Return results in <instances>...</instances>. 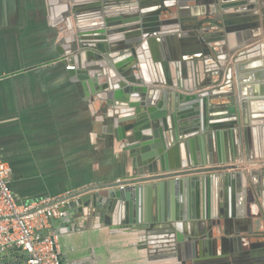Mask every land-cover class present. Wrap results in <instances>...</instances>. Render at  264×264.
Returning <instances> with one entry per match:
<instances>
[{"label": "crops", "instance_id": "1", "mask_svg": "<svg viewBox=\"0 0 264 264\" xmlns=\"http://www.w3.org/2000/svg\"><path fill=\"white\" fill-rule=\"evenodd\" d=\"M89 1L97 2H79ZM164 3L167 5L169 1ZM211 3L207 8L202 1H186L184 12L198 21L214 18ZM70 7L63 0H0V154L10 167V188L19 202L56 197L88 187L103 188L118 179L126 182L136 177L129 140H118L109 132L107 122L112 112L107 101L112 98L111 89L102 87L105 80L101 76L93 78L91 70L86 68L88 62L85 68H77L69 55L62 54L68 49L61 41L68 32L64 17ZM86 8L82 5V9ZM154 8L149 6L141 11ZM256 9L263 20L259 7ZM171 10L178 14L177 7ZM208 11L213 14L208 15ZM90 17L83 18L86 27L99 19ZM195 20L171 24L176 29L174 39L168 44L161 43L162 47L157 44L146 48L142 68L147 78H157L162 83L168 80L170 85L165 87L176 91L173 86L180 82V63L173 59L177 55L187 60L190 77L198 76L205 83L218 78L219 66L205 74L203 64L198 61L193 70L192 61L199 54L187 52L192 48L183 46L179 40L180 35L186 34L182 25L189 27ZM236 23L232 29L238 28L240 22ZM257 27L264 32V22ZM253 45L252 52L239 58L240 63L249 65L234 69L228 61L231 88L238 94L240 85L252 123V160L242 165L246 174L240 191L223 188L218 183L217 189L211 187L208 192H201L193 181L182 182L175 189L154 188L152 183L158 182L144 179L139 182L142 190H133L128 199L91 200L86 205H75L49 221V231L57 237L61 264H190L193 257L204 255L202 259H205V254L214 255L215 240L222 236L240 239L231 243L238 252L264 251V234H261L264 204L259 213L253 204L257 190L264 195V34ZM67 65L75 68L67 69ZM157 84L164 87L160 82ZM192 85L190 82L188 87ZM225 102V98L212 101ZM223 140L221 150L226 148L227 163H231L234 161L231 138L224 136ZM202 145L199 140L194 143L197 156ZM241 161L235 160L237 164ZM257 202L262 204L260 199ZM205 207L218 216L221 210L229 216L224 231L216 230L212 243H181L178 247L177 235L186 236L190 229L181 219L203 212ZM159 218L166 222H155ZM174 218L178 220L168 223ZM46 232L40 230L42 234ZM0 264L26 263L24 255L19 259L12 255L0 258ZM247 264H264V260L251 259Z\"/></svg>", "mask_w": 264, "mask_h": 264}, {"label": "water", "instance_id": "2", "mask_svg": "<svg viewBox=\"0 0 264 264\" xmlns=\"http://www.w3.org/2000/svg\"><path fill=\"white\" fill-rule=\"evenodd\" d=\"M68 1L71 7L64 17L67 18L65 22L68 32L61 41L68 45V49L62 54L69 55L77 68H85L88 62L86 68L91 70L93 78L101 76L105 80L102 87L111 89L112 98L107 101L112 112L107 122L109 132L118 140H129L136 177L126 180L128 185L124 190L111 189L108 185L103 188L95 187L91 190L96 191L94 193L78 191L63 199L61 211L75 205H86L91 200L106 202L111 201V198H116L117 201L128 199L133 190H142L143 185L139 182L144 179L158 182L152 183L154 188L169 186L175 189L182 182L193 181L201 192H208L211 187L217 189L218 183L223 188L232 187L234 191L239 188L240 191L243 174H246L241 169L242 165L244 161L252 160V123L248 117V104L242 100L240 85L237 86L238 94L231 88V65L228 61L234 69H240L242 64L249 65L248 62L240 63L239 58L252 52L253 42L264 34L257 27L264 19L260 20L256 9L259 7L260 13L264 15V0H192L206 3L207 8L213 2L214 18L199 21L184 12V3L190 0H179L181 3L178 4L173 3L175 0H168L167 5L164 3L166 0H158V3L155 0H97L96 3L89 1L86 4L79 2L80 0ZM82 5L87 8L82 9ZM149 6L155 8L141 11ZM172 7L178 8V14L171 10ZM121 8L127 11H122ZM208 13L213 14L211 11ZM88 16H97L99 19L86 27L83 18ZM187 20H195V23L186 28L182 25L186 34L180 35L179 40L183 46L192 48L187 52L199 54L192 61L193 70L198 61L203 64L205 74L217 66L220 70L217 79L205 83L198 76L190 77L186 67L187 60L177 55L173 60L180 63V82L173 86L176 88L174 91L165 87L170 85L168 80L162 83L157 78H147L142 61L146 48L150 49V46L157 44L162 47L164 42L168 44L176 36V29L171 26L180 25ZM236 22L240 23L235 30L232 27ZM158 81L164 87H158ZM190 82L193 85L188 87ZM177 90L185 93L180 94ZM194 91L198 92L193 93ZM220 98L227 99V103H212ZM224 136L226 139L228 136L231 138L234 160L231 163H227L226 148L221 150ZM198 140L203 145L197 156L194 143ZM237 159L242 161L237 164ZM244 178L247 180L246 175ZM133 183L138 184L132 186ZM257 192L258 190L253 204L259 213L264 204V195ZM258 199L262 204L257 202ZM204 209L198 214L185 216L186 220L181 219V222L189 224L190 229L186 231V236L184 233L182 236L177 235L178 247L181 243H212L214 232L224 231L223 227L229 216L223 210L218 216L207 207ZM233 216L232 214V218ZM218 218L223 220H217ZM174 219L168 223L178 220ZM155 222L164 224L166 221L159 218ZM236 238L219 237L215 240L214 255L205 254V259H202L204 255L198 259L193 257L190 264H247L251 259L264 260V251L242 253L233 249L231 243L240 240ZM12 255L19 259L24 254L15 249L0 250V258Z\"/></svg>", "mask_w": 264, "mask_h": 264}, {"label": "built area", "instance_id": "3", "mask_svg": "<svg viewBox=\"0 0 264 264\" xmlns=\"http://www.w3.org/2000/svg\"><path fill=\"white\" fill-rule=\"evenodd\" d=\"M67 69H74V65H67ZM9 173L10 167L0 154V250L22 251L26 264H61L57 237L49 231V221L61 215L63 199L76 192L19 202L10 188ZM127 185L118 179L110 187L124 189ZM42 229L47 232L40 233Z\"/></svg>", "mask_w": 264, "mask_h": 264}, {"label": "rangeland", "instance_id": "4", "mask_svg": "<svg viewBox=\"0 0 264 264\" xmlns=\"http://www.w3.org/2000/svg\"><path fill=\"white\" fill-rule=\"evenodd\" d=\"M64 1V0H63ZM66 1V3H70V1H68V0H65ZM65 24H66V26H67V23L65 22Z\"/></svg>", "mask_w": 264, "mask_h": 264}]
</instances>
